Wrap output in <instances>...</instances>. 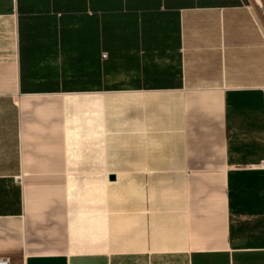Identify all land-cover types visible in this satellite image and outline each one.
Wrapping results in <instances>:
<instances>
[{
    "label": "crops",
    "instance_id": "1",
    "mask_svg": "<svg viewBox=\"0 0 264 264\" xmlns=\"http://www.w3.org/2000/svg\"><path fill=\"white\" fill-rule=\"evenodd\" d=\"M262 7L0 0V258L264 264Z\"/></svg>",
    "mask_w": 264,
    "mask_h": 264
},
{
    "label": "built area",
    "instance_id": "2",
    "mask_svg": "<svg viewBox=\"0 0 264 264\" xmlns=\"http://www.w3.org/2000/svg\"><path fill=\"white\" fill-rule=\"evenodd\" d=\"M103 57L106 58L107 54H103ZM0 264H12L8 259L0 258Z\"/></svg>",
    "mask_w": 264,
    "mask_h": 264
},
{
    "label": "rangeland",
    "instance_id": "3",
    "mask_svg": "<svg viewBox=\"0 0 264 264\" xmlns=\"http://www.w3.org/2000/svg\"><path fill=\"white\" fill-rule=\"evenodd\" d=\"M262 2H263V7L261 9H262V11H264V0H262Z\"/></svg>",
    "mask_w": 264,
    "mask_h": 264
}]
</instances>
